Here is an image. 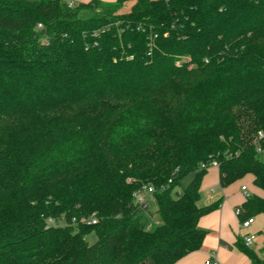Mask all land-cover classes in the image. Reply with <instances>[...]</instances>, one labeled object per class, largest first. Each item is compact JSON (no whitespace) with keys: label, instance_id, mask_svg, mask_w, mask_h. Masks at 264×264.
<instances>
[{"label":"trees","instance_id":"1","mask_svg":"<svg viewBox=\"0 0 264 264\" xmlns=\"http://www.w3.org/2000/svg\"><path fill=\"white\" fill-rule=\"evenodd\" d=\"M69 1L0 0V264H174L219 205L203 163L264 191V0Z\"/></svg>","mask_w":264,"mask_h":264},{"label":"crops","instance_id":"2","mask_svg":"<svg viewBox=\"0 0 264 264\" xmlns=\"http://www.w3.org/2000/svg\"><path fill=\"white\" fill-rule=\"evenodd\" d=\"M76 3L90 0H74ZM115 2L117 0H102ZM135 0H126L122 9L128 6L131 10ZM122 12V10H121ZM247 185L250 196L264 197V191L253 185L252 176L236 181L226 187L220 182L218 168H209L201 184L200 206H207L219 202L216 209L202 216L198 226L208 233L199 250L193 251L174 264H204L210 255L217 257L221 264H256L242 250V246L254 251L264 259V214L255 216V223L249 229L241 227V221L235 214L237 207H244L247 200L242 186ZM256 233V239L250 246L245 243V234ZM242 246H241V245Z\"/></svg>","mask_w":264,"mask_h":264},{"label":"built area","instance_id":"3","mask_svg":"<svg viewBox=\"0 0 264 264\" xmlns=\"http://www.w3.org/2000/svg\"><path fill=\"white\" fill-rule=\"evenodd\" d=\"M69 5L75 6L76 2L74 0H70ZM39 28H42L41 24L39 25ZM259 135L261 137H263L264 133L260 132ZM201 167H202V169H206V170L209 168H212V167L219 169V162L217 160H213L212 162H209V163H203L201 165ZM242 190H243L245 197L248 198L250 196V194H249L247 185H243ZM155 191H156V189L153 185H148V186H144V187L137 189L133 193L135 204L138 207H140L146 211V208L148 207L149 203L155 202V196H154ZM235 214L237 217H239V219L241 221V227L244 229L251 228V226L255 223V217L254 216H250V217H247L245 219H241L242 215L244 214V207H237L235 209ZM75 221H76L75 219L72 220V222H74V223H75ZM82 222H84L86 224L94 225V224H97L99 222V219L97 216L93 215L88 219H82ZM70 223L71 222H69L64 217H60V218L51 217V218H48V221H47L48 225L63 226V227L69 225ZM244 239H245L246 245L250 246L251 244H253V242L256 239V233H251V234L247 233V234H245ZM204 264H221V263L217 257L210 255L208 258L205 259Z\"/></svg>","mask_w":264,"mask_h":264},{"label":"rangeland","instance_id":"4","mask_svg":"<svg viewBox=\"0 0 264 264\" xmlns=\"http://www.w3.org/2000/svg\"><path fill=\"white\" fill-rule=\"evenodd\" d=\"M122 12H128V6H125L123 9H121ZM130 11V9H129ZM192 180V175H189L187 176L186 178H184L182 180V184L181 186L178 188L179 191L180 190H183L185 187H187V185L190 183V181ZM146 211L147 213L150 215L152 221L154 223H159V215H158V212H157V205H156V202H150L148 207L146 208ZM255 217V216H254ZM48 221V219H47ZM157 221V222H156ZM148 228H151V225H149ZM87 239L88 241L92 244L95 242L96 240V235L94 233H90L88 236H87Z\"/></svg>","mask_w":264,"mask_h":264}]
</instances>
